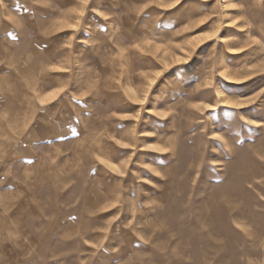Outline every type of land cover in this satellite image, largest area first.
Returning a JSON list of instances; mask_svg holds the SVG:
<instances>
[{
	"label": "rangeland",
	"instance_id": "374dc122",
	"mask_svg": "<svg viewBox=\"0 0 264 264\" xmlns=\"http://www.w3.org/2000/svg\"><path fill=\"white\" fill-rule=\"evenodd\" d=\"M50 1L73 70L8 91L88 112L40 147L1 104L0 264H264V0Z\"/></svg>",
	"mask_w": 264,
	"mask_h": 264
},
{
	"label": "crops",
	"instance_id": "0c3cea01",
	"mask_svg": "<svg viewBox=\"0 0 264 264\" xmlns=\"http://www.w3.org/2000/svg\"><path fill=\"white\" fill-rule=\"evenodd\" d=\"M50 3V0H0V88H3V93H9H0V110L2 103H11L9 105L11 111L3 112L5 116L3 124L10 132L19 130L12 128L14 125L21 126L22 132L37 131L40 138L36 142L40 147L49 146L48 141L62 144L60 141L64 138H78L83 127L82 119L88 112L85 105L88 101L74 95L76 108L59 111V114L64 113L68 117H61L57 122L51 111L66 91L57 85L42 87L38 97V107L32 112L29 111L28 92L8 91L29 83H49L51 79L56 80L55 74H71L73 70L72 66L70 69L68 62V51L65 58L59 57V50H64L66 47L61 46L51 34H47L50 29V19L54 15ZM43 75H46V78H43ZM24 100L27 101L26 108H24ZM15 102H18L22 112L16 111ZM57 130L71 132L60 135ZM29 145L28 149L31 151L34 146L31 142ZM91 192L98 195V189H93ZM86 203L91 205L93 200L87 198ZM29 211L35 213V208H29Z\"/></svg>",
	"mask_w": 264,
	"mask_h": 264
},
{
	"label": "snow or ice",
	"instance_id": "6c2138e0",
	"mask_svg": "<svg viewBox=\"0 0 264 264\" xmlns=\"http://www.w3.org/2000/svg\"><path fill=\"white\" fill-rule=\"evenodd\" d=\"M208 39L210 40V39H212V37L208 36ZM125 147H127V145H125ZM113 167H115V166L113 165ZM121 175H123V174L121 173Z\"/></svg>",
	"mask_w": 264,
	"mask_h": 264
}]
</instances>
